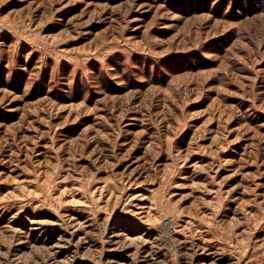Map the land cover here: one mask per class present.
Segmentation results:
<instances>
[{"label": "rangeland", "instance_id": "374dc122", "mask_svg": "<svg viewBox=\"0 0 264 264\" xmlns=\"http://www.w3.org/2000/svg\"><path fill=\"white\" fill-rule=\"evenodd\" d=\"M0 264H264V0H0Z\"/></svg>", "mask_w": 264, "mask_h": 264}]
</instances>
